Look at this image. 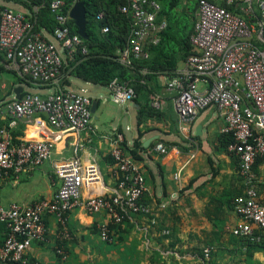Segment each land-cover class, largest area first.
<instances>
[{
	"label": "built area",
	"instance_id": "obj_1",
	"mask_svg": "<svg viewBox=\"0 0 264 264\" xmlns=\"http://www.w3.org/2000/svg\"><path fill=\"white\" fill-rule=\"evenodd\" d=\"M10 2L14 1L0 0V54L8 69L32 85L21 83L24 92L20 98L12 94L0 102V112L9 117L8 125L0 127V177L44 164L52 158L63 134L90 128L93 115L89 96L62 86L67 55L72 57L79 46L87 51L81 36L72 34L69 26L75 3L67 13L58 15L60 25L49 33L45 29L34 32L30 12L17 10ZM65 5V0L51 2L54 11ZM120 10L130 17L131 31L128 44L118 51V60L132 66L134 58L150 57V48L161 41L165 23L157 22L159 5L154 0H129ZM103 17L102 12L97 15L98 20ZM197 17L191 34L194 53L186 59L185 68L166 82L167 89L177 93L175 105L182 121L211 106L218 107L226 122L224 131L234 137L227 148L238 158L245 183L243 193L234 199V210L241 218L235 232L264 241L254 230V226L264 230V204L259 200L254 171L258 159L264 164V0H198ZM102 31L108 32L109 27ZM36 86L54 89L43 96L32 90ZM107 88L118 104L137 96L133 86L118 78ZM160 101L153 96V107L159 108ZM36 115L45 117L37 119L40 138L14 141L11 128L18 120ZM122 139V134H117L112 149L117 174L113 193L85 197V187L92 189L101 183V171L96 163L84 164L74 156L55 163L62 185L52 199L29 205L13 203L7 208L0 203V221L7 229L0 243V264H40L28 255V249L34 242L48 239L47 215L59 224L56 250L64 260L68 255L62 242L72 238L68 219L76 208L90 214L104 213L116 224L131 214L152 213L143 199L147 188L142 166L123 148ZM169 147L160 142L155 150L166 154ZM99 230L103 240H111L109 223L101 224ZM204 251L209 256L211 249Z\"/></svg>",
	"mask_w": 264,
	"mask_h": 264
},
{
	"label": "crops",
	"instance_id": "obj_2",
	"mask_svg": "<svg viewBox=\"0 0 264 264\" xmlns=\"http://www.w3.org/2000/svg\"><path fill=\"white\" fill-rule=\"evenodd\" d=\"M197 2L179 0L176 6L187 16L193 30L198 19ZM157 4L160 9V1ZM185 63L186 59H180L174 68H155L148 87L153 90L149 95L150 105L157 113L148 115L141 127V103L133 100L129 105L119 104L127 105L128 114H134V128L127 126L129 135L118 121L105 123L106 115L102 111L107 102V87L68 76V83L62 86L89 96L92 106L96 101L92 112L97 121H91V127L81 132L63 134L52 158L44 164L18 174L13 171L3 174L0 203L7 208L13 203L29 205L40 199H52L62 185L54 171L55 163L74 156L84 164L96 163L101 171V183L92 189L85 187V197L113 193L117 185L112 156L116 136L122 134V142L132 148L142 131V159L137 162L146 178L143 199L151 206L152 213L129 215L123 223L112 226L111 240L106 241L100 235L99 226L110 223L109 217L76 208L68 219L72 238L65 245L68 256L64 260L56 252L59 224L54 216L47 215L48 239L32 244L28 249L32 259L41 264H264V241L235 232L241 218L234 210V199L243 193L245 183L239 174L238 158L226 145L225 119L217 106H211L182 121L175 105L177 93L167 89L166 82L181 72ZM19 85L15 84L11 95ZM53 89L50 86L32 88L43 96ZM153 96L160 97L159 108L153 107ZM39 117L45 118L36 115L18 120L11 128L13 140L39 139ZM2 121H9V117L0 112ZM149 139L152 140L145 145ZM160 142L170 146L166 154L155 150ZM255 173L259 200L264 204L263 163ZM166 229L168 234L164 233ZM254 230L264 237L263 229L254 226ZM6 234V226L0 221V242ZM206 248L211 249L209 256L205 255Z\"/></svg>",
	"mask_w": 264,
	"mask_h": 264
},
{
	"label": "trees",
	"instance_id": "obj_3",
	"mask_svg": "<svg viewBox=\"0 0 264 264\" xmlns=\"http://www.w3.org/2000/svg\"><path fill=\"white\" fill-rule=\"evenodd\" d=\"M12 1L21 4L30 12L28 18L33 24L34 32H42L45 29L49 33H54L55 29L60 25L58 15L67 13L71 5L77 1L85 2L89 38H81L87 51L83 52L81 46H79L72 57L67 55L63 65L62 84L66 85L68 83V76H75L104 87H108L116 78L123 83H128L137 92L134 101H139L142 105L139 110V127L144 124V120L148 115L157 113L150 105L149 95L153 93V90L148 87V81L153 77L155 68H174L180 59H187L189 55L194 53L191 43V34L194 31L192 26L190 27L189 23L188 25L186 24V27L188 26L187 33L181 35L178 24L175 22L177 16L176 6L179 5V0H156L161 3V8L157 14V22L166 21L165 27L161 31V41L157 45L151 46V55L148 59L134 58L132 66H127L118 60V51L128 44L131 31V19L120 10V7L127 4L129 0H65L66 5L62 10L58 11L52 9V0ZM101 12L104 13V17L98 20L97 15ZM69 26L72 34H79L78 26L74 19L70 18ZM104 26L109 27L108 32L102 31ZM3 61L4 56L0 54V72L10 73L13 77V83L8 86L6 93H3L4 90H0V102L13 93L15 84L27 82L32 85L27 78H23L8 69L5 65L6 62ZM144 69L147 70L146 73L143 72ZM8 123L9 121H2L0 122V127L8 125ZM142 133L140 131L139 137L132 148H127L125 142H121L123 148L125 147L129 155L136 161H141L142 159L141 151L143 146L140 140ZM225 141L226 145H229L234 141L233 135L228 133ZM260 164H262V160L258 159L254 165L255 171ZM114 225L116 223L110 221V236ZM62 243L66 245V242ZM39 263L41 264V262ZM9 264L21 263L12 261Z\"/></svg>",
	"mask_w": 264,
	"mask_h": 264
},
{
	"label": "rangeland",
	"instance_id": "obj_4",
	"mask_svg": "<svg viewBox=\"0 0 264 264\" xmlns=\"http://www.w3.org/2000/svg\"><path fill=\"white\" fill-rule=\"evenodd\" d=\"M10 4H13V7H15V9L17 10L25 11V8H23L22 6H19V3L10 2ZM176 15L177 16L175 18V22L178 24L181 35H184L187 33L188 26L186 27V24L188 25L189 20L185 14L181 13L180 10L179 11L177 10ZM12 79L13 77L11 76L10 73L0 72V90L2 91L6 88L5 91H3V93L7 92L8 86L10 84L9 80H12ZM5 84H6V87H4ZM105 94L107 95V99H106L107 102H106L105 109L102 111V114L106 115L105 123L110 124L113 120H115L116 122L118 121L119 124L120 123L123 124L124 131L129 135L131 131L127 130V126L131 125V128H134V125L132 124L134 114L132 116L128 114L127 108H126L127 105L130 104V102H127L125 103L127 105L122 106L113 101L110 92H105ZM95 117L96 115L93 114L92 115L93 122L97 121Z\"/></svg>",
	"mask_w": 264,
	"mask_h": 264
},
{
	"label": "water",
	"instance_id": "obj_5",
	"mask_svg": "<svg viewBox=\"0 0 264 264\" xmlns=\"http://www.w3.org/2000/svg\"><path fill=\"white\" fill-rule=\"evenodd\" d=\"M70 16L72 19H74L76 25L78 26V33L83 38H89V35L87 33V7L85 2L83 1H77L71 11ZM24 91V88L22 85H19L15 88V95L16 98H20L22 92ZM97 102H93L92 111L95 112ZM152 139L146 140L145 145H147Z\"/></svg>",
	"mask_w": 264,
	"mask_h": 264
}]
</instances>
